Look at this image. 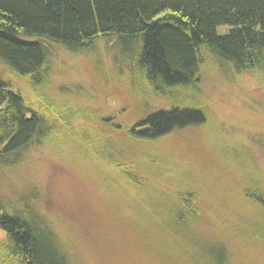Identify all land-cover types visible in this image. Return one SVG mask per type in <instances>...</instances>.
I'll list each match as a JSON object with an SVG mask.
<instances>
[{"label": "trees", "instance_id": "obj_1", "mask_svg": "<svg viewBox=\"0 0 264 264\" xmlns=\"http://www.w3.org/2000/svg\"><path fill=\"white\" fill-rule=\"evenodd\" d=\"M111 40L120 57L132 56V66L124 67L136 90L164 102L138 121H121L120 127L112 116L98 118L96 112L66 99L71 97L50 92L56 74L52 49L85 55L95 52L101 41ZM204 63L236 77L250 75L264 93V0H0V64L26 79L30 97L38 102L30 104L0 76V172H10L14 161L19 167L35 164L32 159L41 149L55 152L64 140L70 141L83 147L100 169L157 196L153 203L166 219L157 226L162 234L157 237L168 239L178 232L175 238H201L191 252L178 248L180 259L199 260L194 264H264V222L245 224L244 249L235 252L223 239L227 227L212 228L209 235L198 233L205 223L201 220L211 225L214 221L212 215L205 216L211 193L199 178L179 176L182 185L165 191L162 179L154 188L157 184H150L144 174L147 166L133 158L123 159L121 153L111 162L113 131L124 129L130 141L153 143L205 123L206 110L196 99ZM182 95L187 102H179ZM75 118L87 125L74 126ZM262 178L244 167L233 186L237 195L233 189L230 193L234 202L250 206L264 219ZM36 198L32 191H22L16 203L0 202V230L5 235L0 264H73ZM8 203L17 204L19 214ZM132 212L129 209L125 216L131 218ZM152 220L155 225L157 216ZM240 254L243 259L236 262Z\"/></svg>", "mask_w": 264, "mask_h": 264}, {"label": "rangeland", "instance_id": "obj_2", "mask_svg": "<svg viewBox=\"0 0 264 264\" xmlns=\"http://www.w3.org/2000/svg\"><path fill=\"white\" fill-rule=\"evenodd\" d=\"M52 53L56 74L51 79V94L71 97L66 99L96 112L98 118L112 116L113 123L120 127L121 121H138L164 106L163 101L147 96L132 85L125 69L132 66V56L122 58V54L120 57L114 40L101 41L95 52L88 51L85 55L59 48L52 49ZM0 76L30 104L38 103L30 97L26 79H19L2 64ZM196 93V99L206 110L204 124L188 127L179 134L171 133L153 143L130 141L124 137V129L119 133L113 131L111 151L115 153L111 162L119 159L121 153L123 159L133 158L147 166L144 174L149 183H156L154 188L157 189L161 181L165 191L182 185L179 176L199 178L211 193V205L206 208L205 216L212 215L214 221L211 225L206 219L201 220L205 223L199 226L198 233L209 235L212 228L227 227L223 239L235 252L244 249L241 244L245 238L241 236L245 224L264 222L260 213L248 205L242 206L238 200L234 202L230 193L233 189L237 195V188L233 186L244 174V167L257 177L262 176L264 183V93L252 76L221 73L205 63L200 92ZM183 96L179 102L185 103L188 100ZM74 120L76 127L82 123L87 125L82 119ZM90 125L94 128L93 122ZM82 130V133L87 132L86 128ZM63 142L55 152L41 149L32 159L35 164L19 167L14 161L10 172H0V202L11 199L9 202L16 203L22 191L36 194L38 209L55 225L61 248L73 264L199 262L180 259L177 253L179 249L191 252L201 238L196 240L192 234L175 238L178 232L168 239L156 236L162 235L157 226L166 220L162 208L158 209L153 203L157 196L151 197L143 189L130 187L124 179L100 169L83 147ZM51 174L54 178L49 177ZM136 176L139 177V172ZM195 186L201 187V184L196 182ZM8 204L16 210L17 204ZM129 209L133 212L128 219L125 214ZM152 215L157 216L155 225ZM4 239L0 230V243ZM242 259L241 254L234 258L236 262Z\"/></svg>", "mask_w": 264, "mask_h": 264}, {"label": "water", "instance_id": "obj_3", "mask_svg": "<svg viewBox=\"0 0 264 264\" xmlns=\"http://www.w3.org/2000/svg\"><path fill=\"white\" fill-rule=\"evenodd\" d=\"M143 130H146V128H145V129H142V131H143Z\"/></svg>", "mask_w": 264, "mask_h": 264}]
</instances>
